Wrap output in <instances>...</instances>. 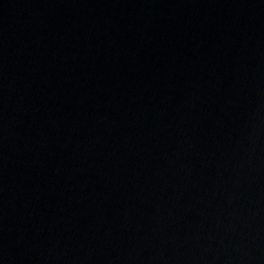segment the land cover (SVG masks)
<instances>
[{
	"label": "water",
	"instance_id": "95a60500",
	"mask_svg": "<svg viewBox=\"0 0 264 264\" xmlns=\"http://www.w3.org/2000/svg\"><path fill=\"white\" fill-rule=\"evenodd\" d=\"M0 264H264V0H0Z\"/></svg>",
	"mask_w": 264,
	"mask_h": 264
}]
</instances>
